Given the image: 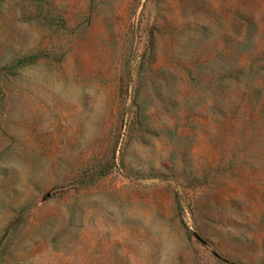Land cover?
Here are the masks:
<instances>
[{"label":"rangeland","instance_id":"rangeland-1","mask_svg":"<svg viewBox=\"0 0 264 264\" xmlns=\"http://www.w3.org/2000/svg\"><path fill=\"white\" fill-rule=\"evenodd\" d=\"M0 264H264V0H0Z\"/></svg>","mask_w":264,"mask_h":264},{"label":"water","instance_id":"water-1","mask_svg":"<svg viewBox=\"0 0 264 264\" xmlns=\"http://www.w3.org/2000/svg\"><path fill=\"white\" fill-rule=\"evenodd\" d=\"M47 196H48V194H47Z\"/></svg>","mask_w":264,"mask_h":264}]
</instances>
